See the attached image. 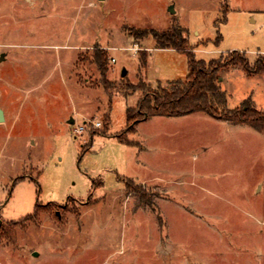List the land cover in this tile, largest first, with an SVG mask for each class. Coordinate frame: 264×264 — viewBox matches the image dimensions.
I'll return each mask as SVG.
<instances>
[{"label": "rangeland", "instance_id": "1", "mask_svg": "<svg viewBox=\"0 0 264 264\" xmlns=\"http://www.w3.org/2000/svg\"><path fill=\"white\" fill-rule=\"evenodd\" d=\"M170 27L196 60L264 63V0H0V264H264V133L204 112L127 130L188 74L133 34ZM219 81L264 115V72Z\"/></svg>", "mask_w": 264, "mask_h": 264}, {"label": "trees", "instance_id": "2", "mask_svg": "<svg viewBox=\"0 0 264 264\" xmlns=\"http://www.w3.org/2000/svg\"><path fill=\"white\" fill-rule=\"evenodd\" d=\"M136 38L147 35L154 41L155 49H173L187 57L188 74L184 80L172 81L167 84L157 83L154 88H149L138 101L132 114L130 107L126 109L127 130L133 121L152 116L176 117L193 112H204L214 118L222 119L233 125H247L254 130L264 133V115L256 110L249 100H245L239 108L227 109V95L219 81L220 72L239 65L247 74L264 72L262 58H257L253 63L249 62L245 55L233 51L225 57L205 62L196 60L193 48L189 45L182 29L170 27L164 31L135 30ZM220 36L215 39L218 45ZM206 44L207 41H202ZM95 61L99 69H104L103 55H95ZM142 64L147 58H142ZM143 85V82L140 81ZM145 86V85H143ZM144 88V87H143ZM145 91V88L143 89ZM126 142L122 137L118 138ZM28 217V216H27Z\"/></svg>", "mask_w": 264, "mask_h": 264}, {"label": "built area", "instance_id": "3", "mask_svg": "<svg viewBox=\"0 0 264 264\" xmlns=\"http://www.w3.org/2000/svg\"><path fill=\"white\" fill-rule=\"evenodd\" d=\"M112 61H114V60H112ZM91 125H92L93 128H95V129H99V128L101 127V123L98 122V121H91ZM81 130H83V127H82V126L79 127L78 129H76V132H79V131H81Z\"/></svg>", "mask_w": 264, "mask_h": 264}, {"label": "water", "instance_id": "4", "mask_svg": "<svg viewBox=\"0 0 264 264\" xmlns=\"http://www.w3.org/2000/svg\"><path fill=\"white\" fill-rule=\"evenodd\" d=\"M172 9V7H171ZM126 75V70L123 68L121 72V76L124 77ZM4 121V114L2 109L0 108V123Z\"/></svg>", "mask_w": 264, "mask_h": 264}, {"label": "crops", "instance_id": "5", "mask_svg": "<svg viewBox=\"0 0 264 264\" xmlns=\"http://www.w3.org/2000/svg\"><path fill=\"white\" fill-rule=\"evenodd\" d=\"M173 50V49H172ZM143 76V75H142ZM143 78H144V76H143ZM144 80H145V78H144ZM3 111V110H2ZM3 114H4V112H3ZM5 121H6V119H5V115H4V121L3 122H1V123H5Z\"/></svg>", "mask_w": 264, "mask_h": 264}]
</instances>
